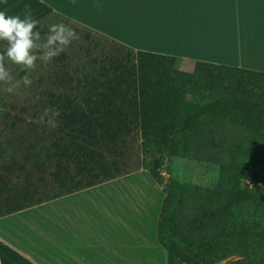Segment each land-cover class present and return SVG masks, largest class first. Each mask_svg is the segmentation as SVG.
I'll list each match as a JSON object with an SVG mask.
<instances>
[{"label":"crops","instance_id":"crops-1","mask_svg":"<svg viewBox=\"0 0 264 264\" xmlns=\"http://www.w3.org/2000/svg\"><path fill=\"white\" fill-rule=\"evenodd\" d=\"M27 7L42 37L50 24L71 23L79 37L91 34L121 51L174 57L189 67L205 62L264 72V0H6L0 11L23 18ZM75 46L31 74L46 95H118L130 88L122 77L99 76L107 71L100 53L95 62L89 49L76 58ZM5 47L0 43V51ZM8 67L17 79L25 75ZM6 97L0 93L2 114ZM165 196L139 167L4 214L0 264H167L158 238Z\"/></svg>","mask_w":264,"mask_h":264},{"label":"rangeland","instance_id":"rangeland-1","mask_svg":"<svg viewBox=\"0 0 264 264\" xmlns=\"http://www.w3.org/2000/svg\"><path fill=\"white\" fill-rule=\"evenodd\" d=\"M88 36L73 43L74 56H82L89 49L93 61L95 53H100L101 65L106 62L107 71L99 76L122 77L130 88H122L118 95L68 99L46 95L44 87L39 88L40 82L33 80L30 87L21 85L18 94L4 92L8 102L7 110L0 115V216L144 165L155 167L164 188L171 180H177L213 190L223 178L224 170L219 165L170 157L162 148L144 158L139 84L146 87L152 83L153 89L168 92L169 88L164 86L169 83V87L178 89L186 101L194 104L206 88L214 92L216 87L230 83L225 71L217 73L214 69H196L195 65L181 63L169 66L159 59L121 51L100 38ZM173 71L182 73L181 82L170 81L173 76L169 73ZM187 74L193 77H185ZM46 108L59 111V126L55 129L34 123ZM241 187L248 191L264 189V182L243 179Z\"/></svg>","mask_w":264,"mask_h":264},{"label":"trees","instance_id":"trees-1","mask_svg":"<svg viewBox=\"0 0 264 264\" xmlns=\"http://www.w3.org/2000/svg\"><path fill=\"white\" fill-rule=\"evenodd\" d=\"M137 54L169 66L179 63L174 57ZM195 66L225 71L230 83L214 92L206 88L194 104L169 83L164 86L168 92L153 89L152 83L139 84L144 158L162 148L170 157L216 164L224 170L213 190L177 180L164 188L155 167L143 166L166 194L158 238L167 264H264V189L241 187L243 179L264 182V72L205 62ZM169 74L170 81H182L181 72Z\"/></svg>","mask_w":264,"mask_h":264},{"label":"clouds","instance_id":"clouds-1","mask_svg":"<svg viewBox=\"0 0 264 264\" xmlns=\"http://www.w3.org/2000/svg\"><path fill=\"white\" fill-rule=\"evenodd\" d=\"M72 2L74 4L75 0ZM3 3L6 0H0V4ZM93 7L103 10L102 4L94 3ZM78 40L79 35L71 23L64 22L50 24L47 33L42 37L38 22L31 18L30 7L26 8L23 18L0 11V43L6 46L0 51L2 90L9 94H18L21 85L30 87L33 83L31 74L38 67L49 64ZM9 64L19 68L25 75L17 79L8 67ZM58 116V109L46 108L34 123L55 129L59 126L56 119Z\"/></svg>","mask_w":264,"mask_h":264}]
</instances>
